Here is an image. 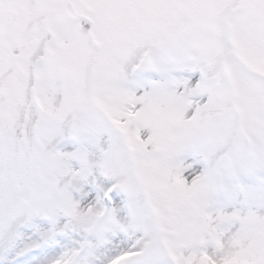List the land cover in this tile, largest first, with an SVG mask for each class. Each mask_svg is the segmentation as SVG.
Masks as SVG:
<instances>
[{
  "label": "snow or ice",
  "instance_id": "snow-or-ice-1",
  "mask_svg": "<svg viewBox=\"0 0 264 264\" xmlns=\"http://www.w3.org/2000/svg\"><path fill=\"white\" fill-rule=\"evenodd\" d=\"M0 264H264V0H0Z\"/></svg>",
  "mask_w": 264,
  "mask_h": 264
}]
</instances>
